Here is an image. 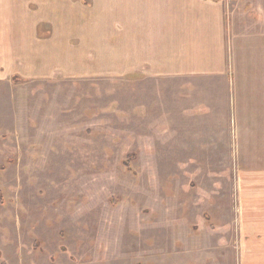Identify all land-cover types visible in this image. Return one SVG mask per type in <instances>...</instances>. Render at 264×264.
<instances>
[{
	"label": "rangeland",
	"instance_id": "1",
	"mask_svg": "<svg viewBox=\"0 0 264 264\" xmlns=\"http://www.w3.org/2000/svg\"><path fill=\"white\" fill-rule=\"evenodd\" d=\"M221 1L220 74L128 77L90 13L2 70L0 264H264V0Z\"/></svg>",
	"mask_w": 264,
	"mask_h": 264
},
{
	"label": "crops",
	"instance_id": "2",
	"mask_svg": "<svg viewBox=\"0 0 264 264\" xmlns=\"http://www.w3.org/2000/svg\"><path fill=\"white\" fill-rule=\"evenodd\" d=\"M86 2L89 7L78 0H0V80H4L2 70L7 68L18 69L13 77L20 80L45 69L46 61L38 62L36 57L44 55V50L53 47L51 44L58 45L46 37L65 34L67 30H62L59 21L81 20L87 13L92 21V50L98 52L106 47L113 56L121 52V67L136 70L127 74L128 77L151 72L152 77L178 79L195 74H220L227 68L224 1ZM100 21L106 22L105 41L98 39ZM95 27L98 30L94 31ZM43 30L47 31L46 36L41 35ZM120 35L122 42L114 40ZM30 258L28 264H62L56 255L48 257L43 253Z\"/></svg>",
	"mask_w": 264,
	"mask_h": 264
}]
</instances>
